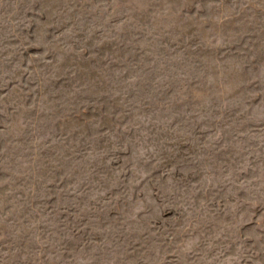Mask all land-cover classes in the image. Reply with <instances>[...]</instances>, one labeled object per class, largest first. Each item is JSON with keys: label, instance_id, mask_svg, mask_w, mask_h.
I'll return each mask as SVG.
<instances>
[{"label": "rangeland", "instance_id": "374dc122", "mask_svg": "<svg viewBox=\"0 0 264 264\" xmlns=\"http://www.w3.org/2000/svg\"><path fill=\"white\" fill-rule=\"evenodd\" d=\"M0 264H264V0H0Z\"/></svg>", "mask_w": 264, "mask_h": 264}]
</instances>
